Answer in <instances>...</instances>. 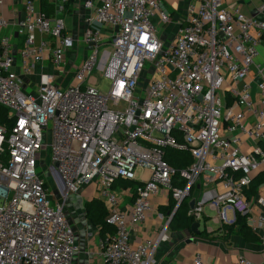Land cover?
<instances>
[{"label": "built area", "instance_id": "obj_1", "mask_svg": "<svg viewBox=\"0 0 264 264\" xmlns=\"http://www.w3.org/2000/svg\"><path fill=\"white\" fill-rule=\"evenodd\" d=\"M47 1L50 16L41 0H0V108L12 123L0 125V264H74L80 250L66 204L87 189L113 229L98 241L103 264H155L186 200L198 230L210 218L205 208L219 226L242 216L264 247V180L252 189L264 169V63L256 62L264 21L224 0H191L177 31L167 32L164 0ZM13 4L22 11L7 15ZM76 5L87 12L80 38L61 17ZM158 26L166 27L162 34ZM107 40L110 51H99ZM80 41L87 47L69 74ZM94 70L110 81L106 93L90 78ZM253 70L254 84L247 81ZM240 136L255 142L249 154L238 147ZM168 148L191 163L176 171ZM120 181L137 183L126 189L127 212ZM161 191L173 211L155 240L134 246L132 228ZM190 264L205 262L198 252Z\"/></svg>", "mask_w": 264, "mask_h": 264}, {"label": "crops", "instance_id": "obj_2", "mask_svg": "<svg viewBox=\"0 0 264 264\" xmlns=\"http://www.w3.org/2000/svg\"><path fill=\"white\" fill-rule=\"evenodd\" d=\"M83 1L84 0H80L78 4H82ZM190 1L191 0H164L165 7L172 17V23L167 29V32L168 30H172V32L177 31L179 23L182 22L183 6ZM224 4L228 7L238 6L241 13L246 18H253L257 21H264V9H261V6L264 5V0H224ZM53 6L54 2L51 3L50 6H48L49 12H51L49 14H53ZM8 7L9 8L4 9V12L7 10V15H9V10L12 7L18 9L19 11H22L21 6L17 4L9 5ZM65 14H67V17H70L72 20V28L69 31L72 32L74 36L80 38L82 28L85 25L84 19L87 16V12L82 8L81 5H76L73 8L71 6H68L63 15ZM18 16L22 17L23 12ZM1 33L2 32L0 31V35ZM109 33H111L110 30L103 31L104 37H106V35H108ZM166 36L170 38L168 33H166ZM256 62L264 63V48L259 49V56ZM254 74V70L251 71L250 76L247 79V81H250L252 84H254L252 79L254 77ZM252 93L253 95L255 94L254 86L252 88ZM238 147L243 153L249 154L254 149L255 142L249 140L246 136H240V143ZM261 172H263V174L260 175L261 177L257 179V181H259V184L264 180V169ZM122 183L123 182L120 181L118 183L119 187H117L118 194L121 199L120 208L123 211L127 212L130 208L132 200L128 197L126 189H122L120 187L124 186ZM255 184L256 182H254V188L256 187ZM128 187L129 186H127V189ZM254 188L252 189L255 192ZM86 191L87 193L91 194L90 190L87 189ZM262 193L264 195V191H262ZM168 199L171 198L168 194L165 193V191H161L159 195L150 199V204L152 206L150 214L147 216L144 222L132 228L131 242L134 246L139 245L144 240H155L157 238L161 227L165 223V218L168 215V211L166 212V217H164V215L162 214V212H164V210L166 209L165 207L168 206ZM186 202L188 211L190 202L189 200H186ZM206 232L208 233V231ZM166 233L168 236V232ZM75 234L76 238L78 239V234L76 232ZM96 234L92 236L90 235L84 240H80L81 245L79 246V248L81 250V255L79 257V260H76L75 258L74 264H103L101 251L98 247V241L103 236ZM255 235L260 239L257 234ZM176 238L180 243L170 244L168 237L166 242H163L158 246L155 255V264H190L194 255L198 252L202 255L205 264H233L240 257L246 258V254H248L249 252L264 251L262 249L263 242L261 241V239L258 243H248L245 242L242 238L240 239L238 237L227 240L225 238H221L220 234L218 233H208V235L201 234L199 236H195L190 231H186L183 234L177 235ZM181 244L183 246H181ZM246 259L250 260L249 258Z\"/></svg>", "mask_w": 264, "mask_h": 264}, {"label": "rangeland", "instance_id": "obj_3", "mask_svg": "<svg viewBox=\"0 0 264 264\" xmlns=\"http://www.w3.org/2000/svg\"><path fill=\"white\" fill-rule=\"evenodd\" d=\"M48 4L51 5V2L48 1ZM61 17L65 21L66 30H68V31L71 30V28H72L71 18L67 17V14H65ZM164 27L165 26H158L159 34L160 33L162 34V32L165 31ZM104 42L107 43V45L102 46L99 51H101L103 48H107L108 51H110L109 43H108L109 41L107 40ZM85 47H87V45H85L82 41H80L79 47L77 49V59L75 60V62L73 63L71 68H70V66H68V68H70L69 74L75 73L76 69L81 64V60L83 58V52H84ZM69 57L72 59L73 54H71ZM61 75L63 76L65 74H61ZM66 76H64V78ZM69 77L70 76H68V78ZM90 78L96 79L97 88L101 93L107 92L108 87L110 85V81L107 80L104 76H102V74L100 72H98L97 70H94L92 72ZM28 90L31 91V88H28ZM42 164L45 165L46 161L43 160ZM44 178L46 181H47V179L49 180L47 175H45ZM118 187H119V185H118ZM120 187L122 189H127V187H125V186H120ZM168 200H169L168 206L165 207L166 209L164 210V212H162L164 217H166V215H167L166 212L169 210H172L175 206V204L171 201V199H168ZM99 203L100 202L98 200L92 198L91 194L87 193L86 190H83L78 194H70L68 196V200H67V204H66V212H67L68 220L70 221V223L74 227L75 232L78 234V239H77L78 240L77 241L78 246L81 245V243H80L81 239L84 240L85 238L89 237L90 235L92 236V235L96 234V232H97V234L100 235L101 231L99 229V226L96 225V222H97V210H96V208L98 207ZM205 214L207 216H209L210 218L206 219L205 223L203 221H201L200 230L211 229L213 231H209L208 232L209 234L218 233V234H220L221 238H225L227 240H230L232 238L234 239V237H238L241 239L237 227L228 226L227 228H225L223 226H219V224L216 223L215 220L213 219L215 214L212 211H209L207 208H205ZM226 216H227L228 220H234L233 214L230 211H227ZM170 222H171V220H170ZM170 222H169V224H170ZM167 232H168L167 237H169L170 244L171 243L174 244V243H180L179 241H177L176 236L183 234L186 231L180 230L178 228V226L174 222H172L168 226ZM208 233L207 232H205V233L201 232V234H203V235H208ZM166 235H167V233H166ZM181 246H183V245L181 244ZM256 249H258V248H256ZM262 249L264 250L263 247H262ZM79 250H80V248H79ZM80 255H81V250L77 254L76 260H79ZM246 258H249L250 261H252L255 264H263L264 263V251L249 252L248 254H246Z\"/></svg>", "mask_w": 264, "mask_h": 264}, {"label": "trees", "instance_id": "obj_4", "mask_svg": "<svg viewBox=\"0 0 264 264\" xmlns=\"http://www.w3.org/2000/svg\"><path fill=\"white\" fill-rule=\"evenodd\" d=\"M50 6L47 2V0H41V8L48 16H50L49 13V7ZM231 104V102H228ZM11 120L7 118V113L5 110L0 108V125H6V126H11ZM165 159L166 161L176 170H181L183 168H186L190 163H191V158L187 153L179 152L173 149H166L165 150ZM258 179V178H257ZM254 180L256 182V187L257 183L259 185V181ZM123 182L122 184L127 187H132L135 186L137 183L136 182H131V181H121ZM253 182V185H254ZM183 185L182 183H178V187H181ZM255 187V188H256ZM252 188H254L252 186ZM254 188V189H255ZM173 202V201H172ZM174 203V202H173ZM185 207V208H184ZM184 208V209H183ZM97 210V222L96 225L99 226L100 229V235L104 236L107 233H112L113 229L108 226L105 222V216H106V211L104 207L101 205V203L98 204V207L96 208ZM173 211L169 210L168 215L171 214ZM167 215V216H168ZM246 218L242 216H237L235 221L230 224V225H224L223 227L227 228L228 226H235L237 227L239 231V235L241 238L248 243H258L260 242L259 238L249 229V227L246 225ZM206 221V219H205ZM174 222L180 230L184 231H190V227L192 225V219L187 216V202L184 201L174 212L171 217V222L170 224ZM169 224V225H170ZM218 229V228H217ZM201 232L205 233V230H200Z\"/></svg>", "mask_w": 264, "mask_h": 264}, {"label": "water", "instance_id": "obj_5", "mask_svg": "<svg viewBox=\"0 0 264 264\" xmlns=\"http://www.w3.org/2000/svg\"><path fill=\"white\" fill-rule=\"evenodd\" d=\"M57 165V164H56ZM193 206V202H190V207ZM199 225L198 223H193L190 227V232L195 235V236H199L201 234V231L198 230Z\"/></svg>", "mask_w": 264, "mask_h": 264}]
</instances>
